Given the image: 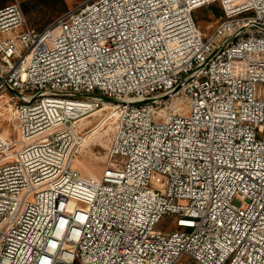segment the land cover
<instances>
[{
    "label": "built area",
    "instance_id": "built-area-1",
    "mask_svg": "<svg viewBox=\"0 0 264 264\" xmlns=\"http://www.w3.org/2000/svg\"><path fill=\"white\" fill-rule=\"evenodd\" d=\"M7 94L0 264H264V0H86L42 30L1 6ZM97 109L113 141L83 175L76 120Z\"/></svg>",
    "mask_w": 264,
    "mask_h": 264
},
{
    "label": "rangeland",
    "instance_id": "rangeland-1",
    "mask_svg": "<svg viewBox=\"0 0 264 264\" xmlns=\"http://www.w3.org/2000/svg\"><path fill=\"white\" fill-rule=\"evenodd\" d=\"M86 0H0V7L18 2L27 19V26L36 30H42L51 21L65 13L66 11L79 6ZM218 16L208 11L206 7L196 10L195 20L203 31L215 24ZM10 94V93H9ZM7 95H0V131L11 133L12 114L4 109L2 98ZM76 131L78 133L77 141L72 149L74 166L83 174H99L105 167L109 150L113 141L115 131V119L106 109H97L77 118ZM164 177L153 173L152 186ZM175 217L164 215L155 225L156 230L163 232L175 228ZM194 261L188 256H182L178 263L191 264Z\"/></svg>",
    "mask_w": 264,
    "mask_h": 264
},
{
    "label": "trees",
    "instance_id": "trees-1",
    "mask_svg": "<svg viewBox=\"0 0 264 264\" xmlns=\"http://www.w3.org/2000/svg\"><path fill=\"white\" fill-rule=\"evenodd\" d=\"M203 7H206L208 11L212 12L214 15L218 17L222 15V9L217 4H209ZM195 17H196V12L194 14V18Z\"/></svg>",
    "mask_w": 264,
    "mask_h": 264
},
{
    "label": "water",
    "instance_id": "water-1",
    "mask_svg": "<svg viewBox=\"0 0 264 264\" xmlns=\"http://www.w3.org/2000/svg\"><path fill=\"white\" fill-rule=\"evenodd\" d=\"M16 93V91H14Z\"/></svg>",
    "mask_w": 264,
    "mask_h": 264
}]
</instances>
